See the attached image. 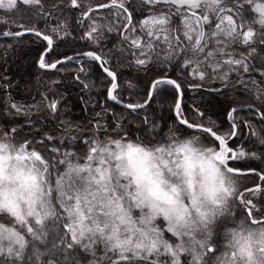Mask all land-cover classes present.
I'll list each match as a JSON object with an SVG mask.
<instances>
[{"label":"snow or ice","instance_id":"1","mask_svg":"<svg viewBox=\"0 0 264 264\" xmlns=\"http://www.w3.org/2000/svg\"><path fill=\"white\" fill-rule=\"evenodd\" d=\"M0 264H264V0H0Z\"/></svg>","mask_w":264,"mask_h":264}]
</instances>
